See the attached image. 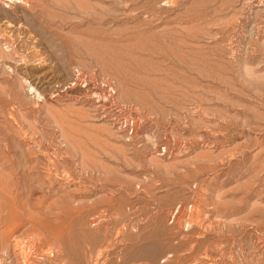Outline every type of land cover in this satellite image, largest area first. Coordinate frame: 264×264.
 Segmentation results:
<instances>
[{"label":"rangeland","instance_id":"1","mask_svg":"<svg viewBox=\"0 0 264 264\" xmlns=\"http://www.w3.org/2000/svg\"><path fill=\"white\" fill-rule=\"evenodd\" d=\"M0 264H264V0H0Z\"/></svg>","mask_w":264,"mask_h":264},{"label":"built area","instance_id":"2","mask_svg":"<svg viewBox=\"0 0 264 264\" xmlns=\"http://www.w3.org/2000/svg\"><path fill=\"white\" fill-rule=\"evenodd\" d=\"M107 94L109 97H113L115 95V89L111 85L105 84ZM124 133L127 135V137H130L134 133V120H125L124 123Z\"/></svg>","mask_w":264,"mask_h":264}]
</instances>
